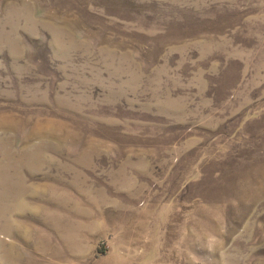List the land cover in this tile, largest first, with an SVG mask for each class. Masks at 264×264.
<instances>
[{"label": "rangeland", "instance_id": "1", "mask_svg": "<svg viewBox=\"0 0 264 264\" xmlns=\"http://www.w3.org/2000/svg\"><path fill=\"white\" fill-rule=\"evenodd\" d=\"M0 264H264V0H0Z\"/></svg>", "mask_w": 264, "mask_h": 264}]
</instances>
